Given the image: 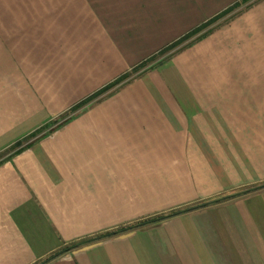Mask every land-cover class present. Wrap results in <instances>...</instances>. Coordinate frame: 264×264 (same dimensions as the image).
<instances>
[{
    "label": "crops",
    "instance_id": "0c3cea01",
    "mask_svg": "<svg viewBox=\"0 0 264 264\" xmlns=\"http://www.w3.org/2000/svg\"><path fill=\"white\" fill-rule=\"evenodd\" d=\"M203 204L46 264H264V0H0V264Z\"/></svg>",
    "mask_w": 264,
    "mask_h": 264
},
{
    "label": "trees",
    "instance_id": "16d2710c",
    "mask_svg": "<svg viewBox=\"0 0 264 264\" xmlns=\"http://www.w3.org/2000/svg\"><path fill=\"white\" fill-rule=\"evenodd\" d=\"M186 38H188V37H186ZM181 42L182 41L180 40L178 42V44L173 45L172 48L175 47V46H177V45H179ZM126 79H127V76H123L122 78H120V79L112 82L111 84L107 85L105 88H103L102 90H100L99 92L95 93L92 97L86 99L82 104H87L92 99L98 97L99 95H101L102 93L108 91L109 89L117 86L118 84H120L121 82L125 81ZM203 206H205V204L198 205V206H193V207H190V208H187V209H183V210H179V211H175V212H172V213H170L168 215L160 216V217H157V218H154V219H149L147 221L138 223V224H136L134 226H131V227L118 229L117 231H114V232H111V233H107L106 235H102V236H99V237H96V238H92V239H88V240H84V241H80L78 243H74V244L68 245V246L64 247L59 252L55 253L54 255H52L51 257H49L48 259H46L45 261H43L40 264H46L49 261H51L52 259L60 256L61 254L66 253V252H68V251H70V250H72L74 248H77V247H79L81 245H84V244H87V243H90V242H93V241H96V240H99V239H102V238H106V237H110V236H113V235H117L119 233H122V232H124L126 230H129L131 228H134V227L146 225V224H149V223H152V222H156V221H159V220H164V219H167V218H170V217L179 215V214L184 213V212H188V211H191V210H195L197 208H201Z\"/></svg>",
    "mask_w": 264,
    "mask_h": 264
}]
</instances>
